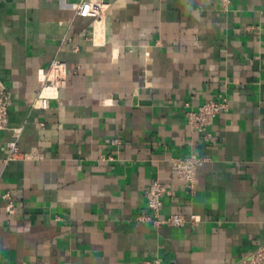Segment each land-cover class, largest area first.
Returning a JSON list of instances; mask_svg holds the SVG:
<instances>
[{
  "label": "crops",
  "instance_id": "obj_1",
  "mask_svg": "<svg viewBox=\"0 0 264 264\" xmlns=\"http://www.w3.org/2000/svg\"><path fill=\"white\" fill-rule=\"evenodd\" d=\"M79 1L0 0V264H237L264 245V0H109L99 18ZM54 58L67 83L41 109ZM222 97L194 129L187 112ZM191 154L193 191L173 164ZM156 179L185 225L138 219Z\"/></svg>",
  "mask_w": 264,
  "mask_h": 264
},
{
  "label": "built area",
  "instance_id": "obj_2",
  "mask_svg": "<svg viewBox=\"0 0 264 264\" xmlns=\"http://www.w3.org/2000/svg\"><path fill=\"white\" fill-rule=\"evenodd\" d=\"M228 1L229 0H222V3ZM110 6L111 3L109 0H80L75 4V12L80 16L99 18L105 15ZM39 75L40 86L33 106L47 109L50 106L51 99L57 98L59 91L66 86L68 71L63 61L54 58L48 68L40 70ZM10 101L11 93L5 82L0 79V131L9 128ZM227 107L228 101L226 97H222L220 100H208L200 105L196 111H188L187 117L194 129L205 132L208 126L212 124L216 115L226 110ZM19 134L20 129L15 130L12 139L7 143V161L16 159L20 154L18 146ZM109 143L119 144L120 142L118 139H111ZM204 160V158L196 154L185 157H175L173 159L178 178L182 180L191 191L195 189L197 182V168ZM167 193H169V190L166 185L158 179L154 180L147 193L149 214L141 215L138 219L148 220L159 226L163 224L171 226L185 225L187 220L182 214H170L166 217L160 216V210L163 207V197ZM5 197L9 198V195L7 194ZM7 210L10 213H14L15 206L12 201H9L7 204ZM191 222L194 224L195 220L192 219ZM138 264H161V260L156 258L145 260ZM237 264H264V245H260L244 253Z\"/></svg>",
  "mask_w": 264,
  "mask_h": 264
}]
</instances>
